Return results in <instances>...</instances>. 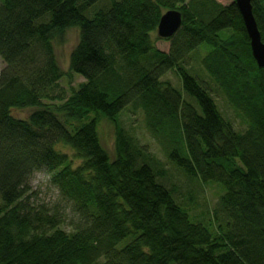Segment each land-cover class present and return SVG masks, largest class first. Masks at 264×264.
Instances as JSON below:
<instances>
[{"label": "trees", "instance_id": "trees-1", "mask_svg": "<svg viewBox=\"0 0 264 264\" xmlns=\"http://www.w3.org/2000/svg\"><path fill=\"white\" fill-rule=\"evenodd\" d=\"M251 4L264 42V0ZM169 9L181 24L163 51L153 34ZM70 28L69 72L84 80L66 95L55 44ZM201 45L208 80L188 66ZM0 59V264H264V67L233 1L0 0ZM25 107L27 117L12 114ZM127 107L191 184L220 185L210 212L191 215L177 199L163 164L122 125ZM37 171L57 191L50 206L30 200Z\"/></svg>", "mask_w": 264, "mask_h": 264}, {"label": "rangeland", "instance_id": "rangeland-1", "mask_svg": "<svg viewBox=\"0 0 264 264\" xmlns=\"http://www.w3.org/2000/svg\"><path fill=\"white\" fill-rule=\"evenodd\" d=\"M221 4H228L233 0H216ZM153 37H158L156 40V46L160 50L167 51L169 48V41L160 38L156 32ZM77 42V30L70 28L65 32L64 41L62 43L55 44V56L57 63L59 64L65 76L60 79L59 85L65 91V94H69L71 87H76L78 83L83 81V77L69 72V54L73 46ZM198 54H194L189 58L188 66L194 70L200 69L199 59L204 55L206 49L203 45L198 47ZM3 62L0 59V70L3 67ZM200 75L208 80L207 76L200 69ZM162 79L169 80L174 86L180 87V80L174 71H168L163 75ZM211 86V93L215 102L221 111L222 115L229 119L234 128L241 130L244 125L241 123L237 113L227 103L224 95L218 90L214 83H209ZM33 110L32 107L15 108L12 109V114L18 118H25ZM122 125L128 130L129 133L134 135L139 145L144 146L151 154H153L165 167V170L169 176L167 183H172L177 189V199L186 207L191 215L200 214L201 211L208 210L210 212L215 206L218 195L221 193V187L215 183H202L191 184L185 177H183L173 165L166 159L163 151L154 137L147 131L143 114L141 110H132L130 107L125 108L119 117ZM98 132L103 147L107 150L110 157L114 151V130L113 126L106 119H101L98 125ZM69 155H73V152L69 148H65ZM49 174L46 171L35 172L30 180L31 198L30 200L34 204H47L52 205L57 202V191L48 183ZM61 208L64 204L60 203ZM63 211L66 215V221L63 223V227L69 229L68 222L70 219H74L69 207H65Z\"/></svg>", "mask_w": 264, "mask_h": 264}, {"label": "water", "instance_id": "water-1", "mask_svg": "<svg viewBox=\"0 0 264 264\" xmlns=\"http://www.w3.org/2000/svg\"><path fill=\"white\" fill-rule=\"evenodd\" d=\"M249 38L251 55L259 68L264 67V42L261 40L255 18L252 13L251 0H233ZM181 14L176 9L163 12L156 27V34L163 39L170 38L180 27Z\"/></svg>", "mask_w": 264, "mask_h": 264}]
</instances>
